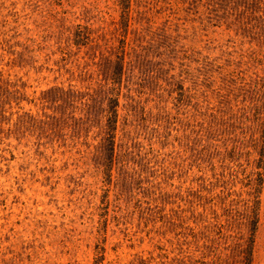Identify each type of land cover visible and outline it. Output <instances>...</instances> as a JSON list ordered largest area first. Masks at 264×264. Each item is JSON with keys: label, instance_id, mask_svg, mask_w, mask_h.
I'll list each match as a JSON object with an SVG mask.
<instances>
[{"label": "rangeland", "instance_id": "374dc122", "mask_svg": "<svg viewBox=\"0 0 264 264\" xmlns=\"http://www.w3.org/2000/svg\"><path fill=\"white\" fill-rule=\"evenodd\" d=\"M263 122L264 0H0V264H264Z\"/></svg>", "mask_w": 264, "mask_h": 264}, {"label": "trees", "instance_id": "16d2710c", "mask_svg": "<svg viewBox=\"0 0 264 264\" xmlns=\"http://www.w3.org/2000/svg\"><path fill=\"white\" fill-rule=\"evenodd\" d=\"M125 2L129 3V0H124ZM128 14H129V6L126 5L125 7V12H124V19L127 23L128 20ZM81 35H76V39L81 38ZM89 39V35L85 37V39ZM85 46V45H84ZM116 66V71L113 73V75L116 77V81L113 79L112 85L114 88L116 84L119 83V78L120 74L122 71L123 67V61L120 60L115 64ZM118 80V81H117ZM61 92L63 91V88H60ZM110 97H109V104L107 103V109H106V114H105V124H104V137H103V142H104V150L106 152V162L107 165H102L101 169V174L106 177L105 179V184L107 188L110 186H115L116 185V195L119 198L120 195L122 198H124V193L126 191L127 187L132 188L134 184L139 182V179H143V174L141 172V169L136 171L134 167L131 166V161L130 159L127 158L125 154H123L121 157L117 156L115 153V145H116V131H117V107H118V90L114 91V89H110ZM68 104H72L71 102H67ZM81 111V109H79ZM78 110V111H79ZM77 112V111H76ZM75 114V113H73ZM60 119L65 120V119H70L73 118V120L76 119V116L70 117L68 113V109L66 108L63 111H60ZM262 138L264 142V122H263V127H262ZM117 164V165H116ZM116 165V166H115ZM116 167V179L112 181V174H111V168ZM106 172V173H105ZM144 180V179H143ZM144 190H149L148 185L144 187ZM108 191V190H107ZM130 192V191H129ZM149 194V193H148ZM254 229V227H253ZM251 255V252L249 251L246 257V262L248 263L249 257Z\"/></svg>", "mask_w": 264, "mask_h": 264}]
</instances>
